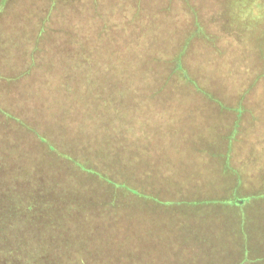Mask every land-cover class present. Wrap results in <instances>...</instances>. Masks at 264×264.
Instances as JSON below:
<instances>
[{
    "label": "rangeland",
    "instance_id": "rangeland-1",
    "mask_svg": "<svg viewBox=\"0 0 264 264\" xmlns=\"http://www.w3.org/2000/svg\"><path fill=\"white\" fill-rule=\"evenodd\" d=\"M71 2L72 8L68 11ZM120 2H100L101 5L94 8L95 21L100 22L99 18L107 12L110 18L131 17L132 12H136L138 21L127 23L117 19L112 31H134L133 34L143 37V44L151 40L165 54H178L187 45L189 61L194 63L192 67L197 77L205 83L200 84L209 88H205L203 94H196L200 91L192 87L189 92L193 94H175L153 66L126 64L125 52L119 48L111 50L103 46L98 53L96 50L90 54L89 59H95L92 66L82 64V46L95 40L96 35L90 25L78 27L73 23L74 16L70 13L80 14L83 8L76 0H56L55 10L47 13L48 0H0V209L6 210L11 205L13 189L22 185L21 182H28V178H42L58 198L66 194L65 199L76 206L93 207L94 200L101 196L100 185L97 184L96 195L92 197L94 190L57 170L55 159L41 157L40 145H36V137L30 134L38 131L50 135L55 145L74 150L78 155L89 151L82 145L91 146L90 151L97 152V160L104 167L109 158L104 161L102 146L112 147L115 135L123 131L117 143L135 153L131 163L135 171L139 168V175H146L143 183L149 191L132 190L136 197L119 213L123 221L116 226L104 218L99 219L93 211L90 222L109 226H103L104 236L100 238L105 243L103 252L110 258L120 257L141 242L143 264H202L192 257L186 258L180 249L182 246L179 248L176 243L188 242L191 249L196 241L192 236L191 225L196 224L192 211L201 210L203 214V209L215 208V205L222 210L230 208V204L221 202L215 205L188 203L212 193L200 184L203 180L216 183L230 175L219 168L221 162L216 154L221 155L222 151L207 154L208 165L201 161L203 154L200 153L209 146L216 150L217 142L222 139L233 140L236 130L230 124L236 117H245L247 122L250 116L257 118L258 114L254 116L250 110H247L249 115L244 113L246 103L253 111H259L258 119H264V108H259L264 106V77L246 80L248 74H254L255 64L259 70H264L257 48L252 51L249 46L258 43L255 35L264 33V28L256 26L255 21L259 16L264 18V8L262 4H254L255 0H248L251 5L241 0H139L138 12L122 8L119 12L124 15L114 14L112 9ZM102 30L110 34L111 28L97 31ZM208 33L214 37V43L204 39ZM245 36L253 37L245 42ZM240 42L247 52H252L253 58H247L250 65L243 66L234 57L233 48ZM218 50L223 54L216 52ZM167 61V65L172 66L171 60ZM216 62L218 67L212 66ZM220 62L227 66L241 64L240 70L232 73L234 80L228 74L223 75ZM165 67L162 66V70ZM247 90L250 93L244 96ZM21 116L25 117L27 127L18 124ZM260 122L259 126H264V120ZM210 124L213 127H209ZM105 129L111 132L106 142L101 141ZM77 132L90 141H77ZM250 140L249 136L247 142ZM51 153L58 158L62 149ZM252 159L256 158L246 160ZM166 167L170 173H166ZM125 177L133 182L138 180L136 173L126 171ZM251 177L257 179L260 175L255 173ZM31 182L37 187L36 181ZM186 184V194L173 190L186 188ZM77 185L81 190L76 189ZM127 185L132 187L131 183ZM258 205L264 207V201L251 207ZM252 208L250 217L254 213ZM206 215L211 213L206 212ZM169 228L170 233L164 236L163 230ZM260 228L264 230L261 226L252 230L253 243L264 244ZM93 238L99 240L97 235ZM164 239L171 241L167 248L160 245ZM216 242L217 247L207 250H211L209 255H220L226 250L227 245L221 248L222 239ZM206 245L198 252L202 253ZM254 251L243 264H264V249ZM197 255L200 259L201 254Z\"/></svg>",
    "mask_w": 264,
    "mask_h": 264
},
{
    "label": "trees",
    "instance_id": "trees-1",
    "mask_svg": "<svg viewBox=\"0 0 264 264\" xmlns=\"http://www.w3.org/2000/svg\"><path fill=\"white\" fill-rule=\"evenodd\" d=\"M48 1L49 5L46 8V13L55 10L56 0ZM242 1L245 4L249 3L251 5L248 0H241V2ZM76 2H78V6H83V10H80V14L79 12L70 13L74 16L73 23L78 27L80 25H90L95 30L96 35L95 40L82 46V53L80 54L83 57L81 61L82 64H91L90 66H92L95 59L93 57L89 59L90 54L96 53V50L98 53V49L103 46H108L111 50L112 48H119V51L125 52L126 64L140 63V65H145L146 67L153 66L162 79H166V85L171 87L175 94H193L194 92H189L191 90L190 87L200 91L196 94L206 93V89L209 87H202L205 83L201 82L200 78L197 77V73L192 67L194 63L192 61L190 63L189 61L190 56L188 55L187 45L178 54L177 52L165 54L162 48L156 46L151 40L143 44L141 42L143 37L141 35L136 36V34H133L134 31L127 29H125L123 33H115L112 31V28H114L113 23L117 19H123L127 23L137 20L138 15L136 12H132L131 17L118 16L117 18H110L111 15L107 12L105 15L103 14V17L99 18L100 22H96L97 13L94 8L100 6V2H103V0H76ZM254 4H262V9L264 8V0H255ZM140 7L141 4L139 0H121L120 3L115 5L112 12L117 15L118 13L123 14L119 12L122 8H126V10L129 9L130 11L133 9L138 12ZM71 8L72 2L68 7V11L71 10ZM255 21L257 23L256 26L258 25L264 28L263 16H259L258 20ZM107 27L111 28L110 34L103 32V30L100 32L97 31L99 28L104 29ZM41 31H44V28ZM208 34L205 35L204 39L214 43V37ZM252 37L253 36H245V42H250ZM254 38L258 43H255L256 46L250 43V50L253 51L254 47H256L260 56L259 62H264V33L259 36L255 35ZM238 40L241 41V37L238 38ZM241 44L242 42H240L238 47L233 48V50H235L234 57L239 59V62L241 61L242 63H240L243 66L244 64L250 65L252 63H247V58L252 57V52H247L248 50L241 46ZM216 52L221 55L223 54L220 53L219 50ZM210 53L213 52L211 51ZM168 59L171 60L172 66L167 65ZM213 59L216 61L215 57ZM240 65L234 64L232 66H227L223 62H220L219 67L224 69L223 75L228 74L229 77L234 80V78L231 77L232 73L238 72L240 70ZM162 66H166L165 69H163L164 71L162 70ZM212 66L218 67V63L216 62ZM253 71L254 74L252 76L248 74L246 78L247 81L253 78L257 80L258 77H264V70H259L256 64ZM146 76L149 77L150 75ZM200 82L203 84H200ZM248 93L250 92L247 90V92L243 94L245 96ZM246 104L244 105L245 110L250 107ZM21 117L20 123L18 124L21 127H27L25 125V117ZM231 122L230 127L233 129L235 126L234 120ZM210 125L209 127H213L212 124ZM36 132L37 133L31 132L32 134L30 135L36 137V145H40L38 148L41 157L48 156L55 159L57 161V170H60L64 175L67 174L66 176H73L75 180L79 179L81 183H84L85 186L88 187L87 189L91 191L94 190V195H91L92 197L96 195V186L99 184L101 187V193L99 194L101 196L99 200H94L95 205L93 207L86 208L82 205L76 206L74 202H69L68 199H65V197L68 196L66 194H61L58 198L54 192L45 185V182L43 183L42 178H32V180L28 178V182H21L22 185H17L16 188L13 189L14 192L12 195L10 194L12 196L11 205L7 207L6 210L0 209V212H3V215L0 213V264H143L145 258L141 251L144 248L141 246V242H138L131 252L127 250V252L120 257L110 258V256L103 252V245H105V243L103 238L102 240L100 239L104 236L105 228L103 226L105 225L90 222L94 211L99 219L104 218L112 225L116 226L118 222L123 221L119 213L124 212V207L129 206V201L136 197V194L132 193V190L138 192L149 191L148 188L144 187L143 183L146 175H139V168L135 171V167L131 163L135 153L125 149V145L119 146L117 143L119 138L122 139L124 135L123 131L115 135V142L112 147L108 144L102 146L103 157L105 156L104 161L107 162L106 159L109 158L108 163L104 167L100 165V160H97V152L93 150L90 151L91 146L89 147L86 144L82 145L85 149L89 148V151L82 155H78L74 150L64 149L63 147L55 145L52 136L41 134L38 131ZM77 133V141H90L82 137L80 132ZM109 137H111V132L105 129L104 139L101 141L106 142ZM231 141V138L222 139L221 142L216 141L217 145L219 144L216 150H213L212 146H209L204 148L203 153L201 152L200 154H203L202 158L205 157L207 159V154H213L212 151H222L223 153L221 155H218L220 153L216 155L220 162L223 163L228 148L226 145ZM40 148H42V151ZM53 148L54 150H52ZM60 149H62V154L57 156L58 158L54 157L51 152ZM61 157L63 159H60ZM227 157L230 158V156ZM30 165L33 169V164ZM165 169L166 173L171 172L169 168L166 167ZM33 170H35V168ZM126 171L136 173V177H138L137 182H133L126 178ZM42 173L46 176V173ZM80 178H83L84 181H81ZM31 181H36L37 187L35 183ZM124 182L125 184H123ZM129 183L132 184V187L127 185ZM75 187L77 190H81V186L77 185ZM238 199L237 197L234 198L230 196L227 201L237 203L246 198ZM139 218L141 217L139 216ZM37 221L40 222L39 225H37ZM37 229H41L42 231L39 232ZM163 232L165 236L167 230H163ZM94 235H97L99 240H94ZM160 245H164V247L167 248L169 242L164 239L163 242L160 241ZM134 250H136L135 254L133 253ZM38 254L41 255L39 256Z\"/></svg>",
    "mask_w": 264,
    "mask_h": 264
},
{
    "label": "crops",
    "instance_id": "crops-1",
    "mask_svg": "<svg viewBox=\"0 0 264 264\" xmlns=\"http://www.w3.org/2000/svg\"><path fill=\"white\" fill-rule=\"evenodd\" d=\"M259 108L263 109L264 106H259ZM247 110H250V114L257 113L258 116L254 114V116H257L255 119L250 116L248 122L245 117H236L234 122L236 136L226 145L228 146L226 157L219 167L221 171L225 170L230 175L223 177L221 182L216 183L210 180H203L200 184L205 186L204 188L207 192L212 193L203 196V198L201 197L202 199L188 201L191 204L215 205L219 204V202L230 204V208L226 207V210H222L217 205H215V208L209 206L207 209H203V214L206 215V212L211 213L208 216L203 215L201 210L192 211L191 215L196 217V224L191 225L192 236L196 241L191 244V249L188 242L176 243V245L179 248L182 246L180 249L183 251V255L186 254V258L192 257L191 259L196 263L202 261V264H243L244 260L255 252V248L264 249V244L261 242L253 243L254 241L251 238L255 227L261 226L264 228V207L260 205L251 207L256 204H262L264 201V126H259L261 125L260 120L264 119H258L261 116L258 110H254L256 111L254 112L250 107L243 110L248 115ZM249 136L251 140L247 142ZM242 145H244V149L248 150L247 153L241 148ZM227 156H230V158ZM250 157H255L256 159L246 160ZM202 160L205 163L207 161L205 157ZM255 173L260 175V177L257 179L251 177ZM246 176L250 177L247 179ZM187 188L188 184H186V188L173 190L186 194L188 193ZM230 196L237 197L239 198L238 200L246 199L232 203L227 201ZM251 208L254 211L252 217L249 216V209L251 210ZM179 222H181V219H179ZM258 231L261 237L264 236L261 235L264 234V230L260 228ZM167 233H170V228ZM186 233L188 237L185 238L188 241V229ZM219 238L223 242L221 248L227 245L225 247L226 250L224 253L222 250L220 255H209L211 250H207L217 247L216 241ZM205 245L207 248L202 253L198 252L199 248H203ZM176 251H179V249ZM207 252H209L208 255L206 254ZM197 254H201L200 259Z\"/></svg>",
    "mask_w": 264,
    "mask_h": 264
}]
</instances>
